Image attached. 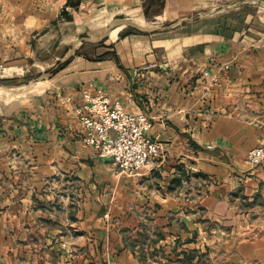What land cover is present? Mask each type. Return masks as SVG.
<instances>
[{
  "label": "crops",
  "instance_id": "obj_1",
  "mask_svg": "<svg viewBox=\"0 0 264 264\" xmlns=\"http://www.w3.org/2000/svg\"><path fill=\"white\" fill-rule=\"evenodd\" d=\"M144 2L172 29H113L107 57L0 98V264H264V163L246 160L264 145V0L194 21L209 0H0V71L62 61L113 17L143 23ZM99 88L151 118L164 153L136 174L82 140L75 109Z\"/></svg>",
  "mask_w": 264,
  "mask_h": 264
},
{
  "label": "built area",
  "instance_id": "obj_2",
  "mask_svg": "<svg viewBox=\"0 0 264 264\" xmlns=\"http://www.w3.org/2000/svg\"><path fill=\"white\" fill-rule=\"evenodd\" d=\"M203 75L210 77L209 71ZM82 100L75 109L83 128L82 140L94 147L100 157L111 159L120 171L137 173L163 156L161 143L147 135L152 126L148 114L127 111L119 101L113 102L103 88L95 92L84 90ZM247 161L253 167L260 165L264 146L250 149Z\"/></svg>",
  "mask_w": 264,
  "mask_h": 264
},
{
  "label": "rangeland",
  "instance_id": "obj_3",
  "mask_svg": "<svg viewBox=\"0 0 264 264\" xmlns=\"http://www.w3.org/2000/svg\"><path fill=\"white\" fill-rule=\"evenodd\" d=\"M209 2L210 3L208 4L206 10L200 12L198 11L192 12L190 15L185 16L186 21H194L203 16L209 18L212 17L210 15L225 13L221 11H224L229 8H225L223 6L225 4L230 5L232 2H234V0H229V1L223 0L221 2L219 0H209ZM144 6L147 8V10L144 11V14L146 15V19L144 20L143 23L140 20H135V22L140 24L142 23L145 28L148 29L150 28V31H143L138 27L139 25L137 24H127V26L124 29L121 28L123 29L121 31L122 32L121 34L129 33V32H135V33L137 32V33L149 35L159 32L164 33L172 29V27H170V24L173 23L172 21H165L163 25H161L160 27L152 26L155 25V23L152 22L156 21L155 20L156 18L153 20V16L156 15V13H154V11L149 10L150 4H148L147 2H144ZM127 19L128 16L122 14L111 18V20L107 23V25L102 28H96V29L90 28L91 30L86 29L82 31L80 30V33L77 39H75V41H72V43L66 44L63 47L60 46L58 49H54V51L52 52V55H58V56L65 55L62 61L57 60L55 58L42 60V61L31 60L28 63L29 64L28 71L25 72L23 75H18V76L16 73L6 74L0 71V98L7 99L8 96L6 95L8 92L19 94L20 96L29 93L31 96H33V92L35 93V91L27 92L28 90L26 91V89H29V91L32 90V87L30 86L34 82L49 81L51 79H54V76L56 75L57 72H59L62 68H64L67 64H69L72 60L76 59L77 57L100 59V57H102L101 56L102 54L97 55V52H102L103 51L102 47L110 46L115 41V39H117L116 38L117 36L113 38V35L117 34V30H114L112 32L111 34L112 37L110 36V31L113 29H117L118 25L121 23H127L128 22ZM96 21L97 20H95V23ZM92 32L95 35H90L92 34ZM98 35H101V37H97ZM258 146H264V145L262 144ZM246 160H247V155H246ZM263 163L264 161L260 165L255 166L254 168L261 166ZM249 165L251 164L249 163ZM115 171L116 173H122V171H120L116 166H115ZM254 203L255 200L251 202L249 200H246L245 202H243L244 207H252L254 206ZM251 217L253 218V215H251Z\"/></svg>",
  "mask_w": 264,
  "mask_h": 264
},
{
  "label": "bare ground",
  "instance_id": "obj_4",
  "mask_svg": "<svg viewBox=\"0 0 264 264\" xmlns=\"http://www.w3.org/2000/svg\"><path fill=\"white\" fill-rule=\"evenodd\" d=\"M128 23L130 24H137V25H140V26H142L143 24H140V23H137V22H134V21H131V20H128ZM126 23H123V24H121L119 27H117V28H124V27H126ZM113 30H111L110 31V33L112 32Z\"/></svg>",
  "mask_w": 264,
  "mask_h": 264
},
{
  "label": "trees",
  "instance_id": "obj_5",
  "mask_svg": "<svg viewBox=\"0 0 264 264\" xmlns=\"http://www.w3.org/2000/svg\"><path fill=\"white\" fill-rule=\"evenodd\" d=\"M102 57H100V59H103V58H105V57H107L108 56V53H104V54H102L101 55ZM186 177L188 178V175L186 174ZM180 180V179H179Z\"/></svg>",
  "mask_w": 264,
  "mask_h": 264
},
{
  "label": "water",
  "instance_id": "obj_6",
  "mask_svg": "<svg viewBox=\"0 0 264 264\" xmlns=\"http://www.w3.org/2000/svg\"><path fill=\"white\" fill-rule=\"evenodd\" d=\"M121 24H123V23H121ZM121 24H119L118 27H119ZM126 24H129V23L127 22ZM130 24H131V23H130ZM126 26H127V25H126ZM138 27L141 28V29H145V30L148 29V28H145V27H143V26H138Z\"/></svg>",
  "mask_w": 264,
  "mask_h": 264
}]
</instances>
